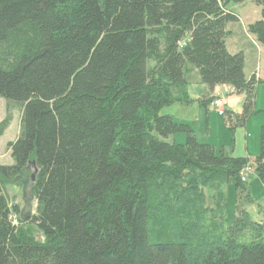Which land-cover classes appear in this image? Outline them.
<instances>
[{"label":"trees","instance_id":"16d2710c","mask_svg":"<svg viewBox=\"0 0 264 264\" xmlns=\"http://www.w3.org/2000/svg\"><path fill=\"white\" fill-rule=\"evenodd\" d=\"M245 1L260 8L246 31L264 48V0H0V133L20 111L12 164L0 165V264H264V224L241 181L249 168L264 184V125L250 161L159 114L191 103L189 62L202 107L218 86L243 96L240 114L224 108L230 131L253 115L259 80L225 47L239 22L229 6ZM178 133L184 144L164 141ZM28 169L36 210L15 226L5 187Z\"/></svg>","mask_w":264,"mask_h":264},{"label":"rangeland","instance_id":"374dc122","mask_svg":"<svg viewBox=\"0 0 264 264\" xmlns=\"http://www.w3.org/2000/svg\"><path fill=\"white\" fill-rule=\"evenodd\" d=\"M241 17L243 19V26L241 24H233L234 28L236 29L235 34L232 38L228 39L229 44V50H232L233 47H231V43L234 40H237L239 42V45L242 49H253L254 46L252 45V42L249 38H247V35L244 32V27L247 22L253 23L255 21H258L261 19L260 16V8L256 6L253 2L247 1L246 4L241 6ZM188 37H186L187 39ZM262 74H264V67L262 66L261 70ZM183 76L189 86L190 90V96L193 98H197L200 95V87H201V81L198 75V72L196 68L189 62H185L183 69H182ZM189 97V96H188ZM193 101L191 102V104ZM200 105L195 104L194 109L196 107H199ZM201 107V106H200ZM202 111L206 110L209 111V114H211L210 122L206 123L204 119H197L195 112L192 113L193 117H190L188 115L183 116V120H186V124L192 128H195L196 134L199 137V143L202 144L204 142V139H208V142L206 145L215 146L216 154L219 155V152H222V154L226 156L233 157L232 153V141H233V135L232 131L230 129L225 128L224 126V118L217 116V113L215 111L214 107L207 106L205 108L201 107ZM191 111V110H188ZM6 102L0 98V123L5 119L6 117ZM160 115H167V114H175L174 111L171 110L169 107L163 108L160 112ZM10 121L8 123V126L0 133V165L7 166L12 164V160L10 158V153L7 150V145L9 143H12L16 140L18 133H19V123H20V111L13 107L9 111ZM182 117V116H180ZM254 117H258L259 120L264 118V112L257 113L256 115L252 116L248 119L247 122L250 123L249 127H252L251 119ZM190 118V119H189ZM179 120V119H177ZM177 123V122H176ZM181 124V123H178ZM184 124V123H182ZM211 125V135H208L204 137L205 133V127ZM264 124H261L262 126ZM207 128V127H206ZM247 135H251L252 131L251 129L247 131ZM185 134L178 133L171 137H169L167 140H164L166 142L171 143L172 139L174 140L175 144L180 145L185 143ZM203 139V141H201ZM203 143V144H204ZM228 146V147H227ZM31 174V169H28L22 176L19 178H16L5 187L6 194L9 197V201L11 205H15L19 209V213L17 216H14L12 218L13 224L17 226L19 224V220L22 222H26L34 213L36 210V202L31 194V190H29L28 187V178ZM243 177L246 179V181L243 183L246 194L249 195L254 203V198H261L263 197V201L261 202V206L264 207V187L262 182L257 180V177L254 175L253 172L248 173V171L243 172ZM260 182V183H259ZM258 186H257V185ZM224 193L227 200V221L228 224H231L235 215V209L237 206V195L234 190V184L232 181H229L228 184L224 188ZM249 193V194H248ZM258 200V199H257ZM260 202V201H258ZM211 204V203H210ZM209 204V205H210ZM243 206H246V204H243ZM248 206H251L248 204ZM250 209L252 212L249 214V218L252 221H263L264 217L259 212V208H257V204H254V206ZM248 212H250L248 210ZM30 229L32 231L33 236L37 240H42L41 235L35 230L33 226H30Z\"/></svg>","mask_w":264,"mask_h":264},{"label":"crops","instance_id":"0c3cea01","mask_svg":"<svg viewBox=\"0 0 264 264\" xmlns=\"http://www.w3.org/2000/svg\"><path fill=\"white\" fill-rule=\"evenodd\" d=\"M246 2L247 1H245L239 5H230L229 6V9L238 15V17H239V23L238 24H241L242 26L244 25L243 24L244 22H243V19L241 17L240 11L242 8L241 6L246 4ZM250 24L251 23H249V22H247L245 24L244 32L247 35V38H249L251 40L252 45L254 46L253 49L252 48L251 49H242L239 45V42L237 40H234V41H232V43L230 45L233 48H232V50H229L228 39L232 38L233 35L235 34L234 32H236V29L233 27L234 26L233 24H229L226 26V30L229 32V36L225 40V47H226L227 51L231 54L238 53V52H241L243 54V56H244V70H243V72H244V76H245L246 80L250 79V77L252 75H254L256 77V79L259 80V83L256 85V88H255V104H254V113L252 115V116H254L257 113L264 112V74H262V72H261L262 66L264 67V48H262L260 45H258L255 42L254 37H252L251 35H249L247 33L246 28ZM183 80H184V83L186 84V87H187V94L189 96V99L191 100V102L193 101V103L192 104L191 103H189V104H181V103L171 104L168 107L171 108V110L174 111L175 114H167V115L171 116L172 119L177 123L186 124V122H185L186 120L182 119L183 116L188 115L190 117H193L192 113L195 112L197 119H199V120L204 119L206 121V123L207 122L209 123L212 115L209 114V111H207L205 107H203V108H205V110L202 111V108H201L202 106L199 103V100H201L202 97H204L208 94L206 87L201 83L202 85L200 87V95L197 98H193L192 96H190L189 86H188L184 76H183ZM214 93L216 95H219L220 97L228 98V101H226V106H225L227 111H231L233 114H240L241 109H242L243 100H244L243 96H241V95L238 96V95L233 94L232 90L227 86L216 87L214 89ZM195 104H196V106H197V104H199L201 107L199 106V107H196V109H194ZM207 106H210V105L208 104ZM188 110H191V111H188ZM180 116H182V117H180ZM177 119H179V120H177ZM223 122H224L225 128H228L225 121H223ZM251 122H253L251 124L252 127H249L250 123L246 122L243 127H237L232 132V135L234 137L233 141H232V146H231L233 157L249 158L250 161H253V159L258 155V152H259V128H260L261 124H264V118L259 120L258 117H254L253 119H251ZM206 127H205L204 137L212 134L211 125H209V127L208 126H206ZM190 128L192 129L196 140L199 142V137L196 134L195 128H192V127H190ZM250 129L252 131V134L249 136L246 133ZM205 134H206V136H205ZM201 141H203V139ZM204 141L206 142V144L209 143L207 138L204 139ZM171 143H175L173 139H172ZM203 143L204 142H202V144ZM212 147L215 149V146H212ZM246 170H244V171H246ZM257 180L260 181L258 178H257ZM263 187H264V184H263ZM249 199L251 200V202L249 204L251 206H248V205L244 206L248 215L252 212L250 210V209H252L251 207L254 206V204H257V208H259V212L264 217V207L261 206V204H262L261 202L263 201V197L254 198V201H255L254 203H252L253 200L250 196H249ZM258 201H260V202H258ZM248 210L250 212H248ZM254 222H260V223L264 224L263 221H254Z\"/></svg>","mask_w":264,"mask_h":264},{"label":"built area","instance_id":"2783aa9c","mask_svg":"<svg viewBox=\"0 0 264 264\" xmlns=\"http://www.w3.org/2000/svg\"><path fill=\"white\" fill-rule=\"evenodd\" d=\"M226 101H228V98L220 97L219 95H215V97L213 98V100L210 104L211 107L215 108L217 115L220 117H222L224 114V108L226 106ZM246 171H248V173L252 172L251 169H247ZM241 181H242V183H244L246 181V179L242 176Z\"/></svg>","mask_w":264,"mask_h":264}]
</instances>
